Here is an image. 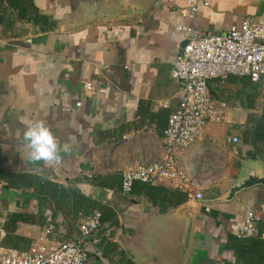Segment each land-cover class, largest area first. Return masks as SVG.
<instances>
[{"label":"crops","instance_id":"obj_1","mask_svg":"<svg viewBox=\"0 0 264 264\" xmlns=\"http://www.w3.org/2000/svg\"><path fill=\"white\" fill-rule=\"evenodd\" d=\"M35 2L55 22L53 28L20 21L13 29L0 26V248L26 254L54 249L79 234L88 214L101 210L107 219L87 243L86 264H137L126 249L137 255L146 249L153 258L171 231L177 207L195 192L165 181L125 194L121 174L126 167L165 157L169 117L180 107L181 85L172 71L188 37L178 28L219 35L247 19L260 22L264 0H209V6L185 18L187 0H162L143 22L75 32H58L56 23L78 22L106 0ZM209 88L223 117L209 123L204 138L177 157L204 200L231 188L248 150L257 148L264 164V143L246 142L264 111L260 87L231 77L211 80ZM36 121L57 137L59 163L29 161L22 132ZM4 176L18 185L9 186ZM46 182L78 191L94 208L91 204V210L75 213L60 192L42 187ZM184 194L189 195L186 202L168 205ZM199 207L187 264H264L263 186L228 203ZM251 210L261 220L253 233L243 236L251 238L247 263L225 246L231 236H240Z\"/></svg>","mask_w":264,"mask_h":264},{"label":"built area","instance_id":"obj_2","mask_svg":"<svg viewBox=\"0 0 264 264\" xmlns=\"http://www.w3.org/2000/svg\"><path fill=\"white\" fill-rule=\"evenodd\" d=\"M187 1L189 7L182 11L184 18L194 16L201 7L210 4L209 0ZM178 30L188 34V44L172 71L181 85L180 107L169 117L164 135L165 157L161 161L126 167L122 171V191L130 194L136 182L154 185L166 181L181 191L195 192L194 198L202 201V191L180 166L178 154L201 141L207 125L223 117V110L215 108L211 97V80L248 78L260 87L264 101V19L260 22L247 19L240 27H232L219 35L189 27ZM88 89L94 90L92 85ZM232 140L239 142L238 137ZM260 220L256 211L248 212L240 236L253 233ZM102 226V213L96 211L80 223L79 234L74 239L61 242L54 249L44 247L37 253L26 254L0 248V264H86L87 243Z\"/></svg>","mask_w":264,"mask_h":264},{"label":"water","instance_id":"obj_3","mask_svg":"<svg viewBox=\"0 0 264 264\" xmlns=\"http://www.w3.org/2000/svg\"><path fill=\"white\" fill-rule=\"evenodd\" d=\"M162 0H106L105 4L95 6L92 15H84L82 20L69 21L67 24L56 23L58 32H75L95 25H129L148 20L160 7ZM1 30V29H0ZM3 40V35H0ZM188 42L184 43V47ZM246 159L231 188L214 200L198 201L191 198L177 207L171 231L159 245L158 252L152 255L145 249L142 255L126 249L128 256L137 264H187L192 248L195 223L200 211L199 203H228L239 194L258 186L264 187V164L257 148L248 150ZM89 169V165L83 166Z\"/></svg>","mask_w":264,"mask_h":264},{"label":"trees","instance_id":"obj_4","mask_svg":"<svg viewBox=\"0 0 264 264\" xmlns=\"http://www.w3.org/2000/svg\"><path fill=\"white\" fill-rule=\"evenodd\" d=\"M25 22L31 23L35 26H40L43 30H49L54 27L55 22L50 19L49 16L43 15L39 12V8L36 5L35 0H0V26H3L5 29H13L15 22ZM248 79V78H247ZM250 81V80H249ZM251 82V81H250ZM252 83V82H251ZM258 94L255 92L254 98H256ZM246 142H250L248 144H252L258 146L260 143H264V111L262 117L257 121L255 130L250 135L246 136ZM122 176V174H121ZM9 183L8 185L11 187H15L16 181H12L11 177L6 178ZM49 187L56 189L57 192H60L61 195L65 200H68L71 206L73 207L75 213L85 212L89 209L90 205L93 202L78 191L74 189H70L69 187L63 186L61 184L56 183H43L42 187ZM153 185L136 182L133 186L134 188H149ZM121 188H122V181H121ZM132 190V191H133ZM166 192L161 193L162 195ZM173 195H177L173 193ZM44 199H47L46 197ZM165 199V198H164ZM189 199L188 194L181 195L179 200H171L168 201V205H177L183 202H186ZM102 222L107 219L104 212H102ZM88 214V216L92 215ZM251 241V238L248 237H240V236H231L229 241L226 244L227 249L235 250L238 253L239 258L245 260L248 263V255L250 254L246 249L248 243ZM252 246V245H249Z\"/></svg>","mask_w":264,"mask_h":264},{"label":"clouds","instance_id":"obj_5","mask_svg":"<svg viewBox=\"0 0 264 264\" xmlns=\"http://www.w3.org/2000/svg\"><path fill=\"white\" fill-rule=\"evenodd\" d=\"M22 142L30 149L28 158L34 164L50 165L61 160L58 139L43 121L30 123L22 132ZM64 147L71 150L67 144Z\"/></svg>","mask_w":264,"mask_h":264},{"label":"rangeland","instance_id":"obj_6","mask_svg":"<svg viewBox=\"0 0 264 264\" xmlns=\"http://www.w3.org/2000/svg\"><path fill=\"white\" fill-rule=\"evenodd\" d=\"M259 102H260V100H259ZM260 104H262V103L260 102ZM258 120H259V119H258ZM258 120H257V121H258ZM257 121H255V122L257 123Z\"/></svg>","mask_w":264,"mask_h":264}]
</instances>
